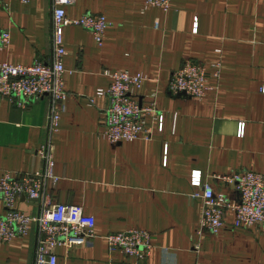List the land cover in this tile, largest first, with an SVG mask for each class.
<instances>
[{"label":"crops","instance_id":"crops-1","mask_svg":"<svg viewBox=\"0 0 264 264\" xmlns=\"http://www.w3.org/2000/svg\"><path fill=\"white\" fill-rule=\"evenodd\" d=\"M52 7L51 0H0V29L10 33L0 62L50 59ZM65 13L72 20L102 14L109 25L101 46L82 27H64L67 96L52 135L57 181L46 193L53 204L81 206L95 219L96 236L87 246L57 247V264H264V224L237 227L226 211L217 233L197 236L201 189L191 184L200 171L202 184L236 200L235 187L216 175L264 173V0H170L166 11L144 0H76ZM185 60L206 66L212 89L202 99L168 91ZM117 70L147 77L137 98L145 105L155 95L164 117L161 131L147 117L150 140L111 144L101 136L108 101L95 93L110 84L103 72ZM48 107L47 97L22 109L0 96V177L40 168L32 153L45 141ZM18 208L38 211L23 197ZM133 228L151 235L139 261L109 251L105 239ZM36 238L31 225L26 236L0 244V264H34Z\"/></svg>","mask_w":264,"mask_h":264},{"label":"built area","instance_id":"built-area-1","mask_svg":"<svg viewBox=\"0 0 264 264\" xmlns=\"http://www.w3.org/2000/svg\"><path fill=\"white\" fill-rule=\"evenodd\" d=\"M27 4L30 0H19ZM52 1L51 55L47 62L35 60L31 64H11L0 62V96L17 107L25 109L32 101L47 97L49 107L46 117L45 141L33 151L32 163L41 161L40 168L29 171H5L0 177V199L5 212L0 214V244L29 233L35 225L37 238L34 250V264H57L56 248L83 247L95 238V219L84 213L78 205L51 203L47 198V187L57 178L53 174L54 145L52 135L57 132L67 93L64 88L63 59L67 55L64 45V27L77 25L90 32L95 43L101 46L109 25L102 14L85 13L78 19L66 17V7L76 0ZM145 7L168 10L170 0H144ZM157 27V24H155ZM197 22L194 23V31ZM10 43V33L0 29V49ZM213 74L219 77L220 63L212 65ZM206 66L185 60L175 71L168 83L171 94L185 95L202 99L212 88L208 84ZM110 78L107 88L98 89L97 97L106 98L105 124L101 136L111 144L130 142L138 139L150 140L152 131L146 126L151 116L161 131L164 117L156 109L155 95L143 105L137 98V91L147 80L143 73L130 74L127 71H104ZM264 92V85L262 86ZM93 102V99H89ZM244 124L239 125V135ZM223 183L233 185L238 194L236 200L222 193H214L211 186L201 183V172L193 171L191 184L201 190L194 197L201 199L202 212L197 236L202 233H217L223 227L226 211L235 216L237 227L250 228L264 224V173L252 171L216 175ZM33 202L38 211L35 215L24 213L18 208L19 198ZM109 251H119L139 261L152 247L151 235L142 229H129L123 232L108 233L105 236Z\"/></svg>","mask_w":264,"mask_h":264}]
</instances>
